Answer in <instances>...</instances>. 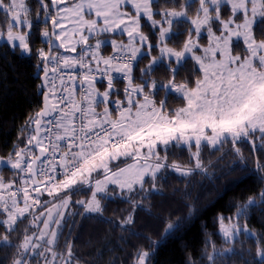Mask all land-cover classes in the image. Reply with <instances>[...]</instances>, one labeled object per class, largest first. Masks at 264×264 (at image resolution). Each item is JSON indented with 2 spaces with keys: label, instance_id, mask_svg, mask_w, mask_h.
<instances>
[{
  "label": "snow or ice",
  "instance_id": "1",
  "mask_svg": "<svg viewBox=\"0 0 264 264\" xmlns=\"http://www.w3.org/2000/svg\"><path fill=\"white\" fill-rule=\"evenodd\" d=\"M192 10L194 15H189ZM32 12L27 0H0V41L13 55L36 58L35 67L43 72L38 92L47 89L42 92L43 107L21 126L18 139L24 146L14 144L7 158H0V165L12 170L14 177L5 181L0 175L4 264L8 260L10 264H81L70 239L63 249L59 246L65 229L70 238L76 227L74 217L81 215L69 211L73 193L90 191L87 201L75 204L83 207L84 214L101 216L102 201L126 199L133 209L118 226L130 231L134 213L151 214L145 202L165 194L169 170L186 179L214 176L215 165L203 159L205 149L219 152L230 144L242 170L251 171L264 183V161L256 156L264 153V39L256 38L257 32L264 34V0H164L163 4L161 0H36L34 20ZM142 20L149 34L142 30ZM202 32L206 46L200 43ZM108 33L126 35L127 42L97 38ZM37 34L47 51L35 47ZM181 35L185 37L179 42L182 46L170 47ZM90 38L95 44L89 43ZM241 39L246 46L243 56L234 54V42ZM106 44L111 45L112 54L102 56L100 49ZM189 59L195 62L192 71L177 83ZM145 60L148 63L141 67ZM77 67L79 73L64 71ZM161 68L168 74L166 83L153 78ZM197 70L202 76L189 87V77ZM137 71L139 76L134 74ZM97 74L106 80L103 92L96 87ZM57 79L62 88L59 95ZM121 81H126V106L119 99L117 84ZM161 92L164 97L157 103L154 97ZM169 92L182 98L185 106L169 113ZM101 103L103 112L98 113L96 106ZM109 103L119 113L116 119ZM244 144L250 146L249 157L238 146ZM184 150L194 162L191 166L169 163L170 155ZM121 157L132 163L116 165L113 170L111 162ZM250 159L255 164L251 169ZM45 192L52 199L42 200ZM187 207L188 215L168 221L158 240L146 237L148 248L136 247L131 264H152V254L161 241L174 237L195 215V205ZM254 211L264 215V190L236 205L233 216L217 217L218 234L229 246L217 248L209 239L202 259L208 264H237V260L239 264H264V237L249 231L247 224ZM21 224H25L23 229ZM241 236L256 241L254 259H245L244 249L235 248L242 243ZM188 264L198 262L189 258Z\"/></svg>",
  "mask_w": 264,
  "mask_h": 264
},
{
  "label": "trees",
  "instance_id": "2",
  "mask_svg": "<svg viewBox=\"0 0 264 264\" xmlns=\"http://www.w3.org/2000/svg\"><path fill=\"white\" fill-rule=\"evenodd\" d=\"M27 2L33 8L32 18L34 20L36 0H27ZM161 3L163 4L164 0H161ZM227 14L228 10L225 9V15ZM189 15H194V10L190 11ZM142 25H144L142 30L145 34H149L150 28L144 20H142ZM42 27L43 25H41V30ZM184 38L183 35L179 36L178 42L170 43L169 46L179 49L182 46L179 42ZM256 38L264 39V35L257 32ZM35 47H43L47 51V45L41 43L38 34L35 39ZM101 50L107 54L111 50V46L104 45ZM234 52L244 55L245 49L240 41L234 42ZM152 54L157 55L158 53ZM36 63L37 60L34 56L27 58L21 57L19 54L13 55L5 42H0V155L3 157H7L8 153L13 150L14 144L24 146L18 139L21 126L24 125L29 115L41 109L43 89L38 92L41 82L36 76ZM147 63L148 60H145L140 66L144 67ZM194 63L190 59L187 61L185 68L176 78L177 83L184 81L185 76L192 71ZM134 74L139 76L138 71ZM197 76H201L198 70L195 75L189 77V87L194 86ZM153 78L166 83L168 74L161 68L154 73ZM136 83H139V80H136ZM124 85V81L117 84L120 89L119 99L124 97L122 91ZM163 96L164 93L161 92L154 99L158 100ZM113 98L116 99V97L110 99ZM184 103L182 98H177L175 93L169 92L167 96L169 113ZM238 146L242 148L245 157L250 156L249 145ZM222 153L223 159L218 160ZM202 156L205 163L211 160L215 165L212 169L215 173L214 176L206 178L195 175L186 179L169 170L164 186L165 194L154 196L150 201L145 202L150 204L151 214L140 210L134 213V224L130 226V231H123L118 226V221L133 209V205L126 199L117 197L102 201L104 211L101 216L100 214H84L83 207L75 204V197L78 194H82V200H85L89 197L90 191L73 193L69 211L78 212L81 215L74 217L76 227L70 238L67 235L68 230L65 229L64 236L59 241L60 249H63L65 241L70 239L74 245L73 251L76 258L81 261V264H109L112 259L116 260V264H131L130 258L136 247L148 248L150 240L146 237H150L152 241L158 240L166 223L187 216V205L194 204L197 211L193 218L187 221L175 233L174 237L166 242L161 241L152 254V264H188L189 258L197 261L198 264H208L206 258L202 259L206 241L209 239L214 241L217 248L229 246L224 244L222 237L218 234L217 217L220 215L233 216L236 205L246 203L249 197H258L259 192L264 190V183L259 182L251 171L242 170L230 144H226L219 152H210L205 149ZM256 156L264 161V153L258 152ZM169 160L188 166L194 163L190 161L186 150L170 155ZM248 165L249 169L254 168V159H250ZM0 175H3L5 180L14 178L12 170L5 166L0 168ZM107 221H111V223ZM241 223L243 224L244 221L242 220ZM25 224H21L20 228L23 229ZM247 224L249 231L254 232L257 237H264V215L259 211L253 212L251 218L247 220ZM121 237L124 239L121 240ZM240 241L242 243H236L235 248L244 249L245 259H254L257 248L256 241L245 239L244 236L240 237ZM211 250V247H207L208 252ZM248 250H251V256L248 255ZM5 260V251L0 250V264H4ZM7 264H10V260L7 261ZM237 264H239L238 260Z\"/></svg>",
  "mask_w": 264,
  "mask_h": 264
},
{
  "label": "rangeland",
  "instance_id": "3",
  "mask_svg": "<svg viewBox=\"0 0 264 264\" xmlns=\"http://www.w3.org/2000/svg\"><path fill=\"white\" fill-rule=\"evenodd\" d=\"M71 2H73V0H70V3ZM126 8H128L129 10H130V6L129 5H126L125 6ZM177 10H179V9H177ZM228 15V14H227ZM227 15H225V18H227ZM93 18H94V14H93ZM157 19H159V18H157ZM70 27V26H69ZM264 35V34H263ZM97 38H99V39H105V38H108V39H111V38H116L118 41L119 40H123L124 42H127V37H126V35L125 36H122V37H116V35L115 34H113V33H108V34H102L100 37H97ZM259 40V39H258ZM241 43H242V46H243V49H245V47L246 46H244L243 45V42H242V39L241 40H239ZM0 42H4V41H0ZM89 43L90 44H95V39H93V38H90V40H89ZM200 43L202 44V45H207V37H206V34L205 33H203L202 32V35H201V39H200ZM107 45V44H106ZM102 46H104V45H102ZM109 46H111L110 44H109ZM102 48V47H101ZM101 50V49H100ZM64 51V50H63ZM65 54H71V53H65ZM197 54L198 55H200V54H202V52H197ZM234 54H236V52H234ZM240 55H241V53H239ZM245 54V53H244ZM241 56H243V55H241ZM220 57H219V54H217V59H219ZM198 67V66H197ZM123 100V99H122ZM124 104L126 105V101H124ZM183 106H185V104H183V105H181V106H178V108L179 107H183ZM177 109V108H176ZM141 151H146V149H141ZM0 158H4V159H6L7 157H3V156H1L0 155ZM123 159V157H121V158H119L118 160H116V161H112L111 162V167H113V170H115V167L116 166H113L114 164L116 165V163L118 162V161H120V160H122ZM125 159V158H124ZM128 162H126V163H124L123 165H118L119 167H125L126 166V164H129V163H132V160L131 159H126ZM172 161H170L169 160V163H171ZM182 165V164H181ZM2 167V165H0V168ZM177 174H179V173H177ZM97 178H103L102 176H99V177H97ZM110 188H112V187H115V186H112V185H110L109 186ZM87 189H85V190H83V191H86ZM42 191H43V188H42ZM82 191V192H83ZM79 193V192H78ZM61 195H63V193H61ZM90 196H91V193L89 194V197L87 198V199H85V201H87L89 198H90ZM41 199L42 200H50V199H52V197H49L48 195H47V193L45 192L44 193V195L41 197ZM83 199V196H82V194H78V196H76L75 197V201H77V200H82ZM71 200H72V197H71ZM218 231H219V226H218Z\"/></svg>",
  "mask_w": 264,
  "mask_h": 264
},
{
  "label": "crops",
  "instance_id": "4",
  "mask_svg": "<svg viewBox=\"0 0 264 264\" xmlns=\"http://www.w3.org/2000/svg\"><path fill=\"white\" fill-rule=\"evenodd\" d=\"M100 54L102 55V56H105L106 54H103V52L100 50ZM201 76H202V73H201ZM125 84H126V82H125ZM96 87L99 89V91H101V92H103L104 91V89L99 85V84H97L96 85ZM123 87L124 86H122V91H123ZM122 94V93H121ZM97 99H100V97H97ZM114 99V98H113ZM137 99H142V97H140V96H138L137 97ZM122 100V99H121ZM122 101H124V97H123V100ZM185 104V103H184ZM124 106H126L125 104H124ZM103 108H104V104L103 103H101V104H99V105H97L96 106V111L98 112V113H102L103 112ZM108 108H109V111L112 113V118L113 119H116L117 117H118V115H119V113L115 110V106L113 105V104H111L110 103V106H108ZM126 162H128L126 159H122V160H120V161H118L117 163H116V165H123L124 163H126ZM115 164L113 165V166H116ZM5 181H7V180H5Z\"/></svg>",
  "mask_w": 264,
  "mask_h": 264
},
{
  "label": "built area",
  "instance_id": "5",
  "mask_svg": "<svg viewBox=\"0 0 264 264\" xmlns=\"http://www.w3.org/2000/svg\"><path fill=\"white\" fill-rule=\"evenodd\" d=\"M75 55H77V54H75ZM74 55V56H75ZM65 72H71V71H75L76 73H79V68L77 67L75 70H71V69H67V70H64ZM113 75L115 76V75H117V74H115V73H113ZM97 81H100V82H104V83H106V80H104L102 77H100L99 76V74H97ZM56 84H57V88H58V91H57V95H59L60 94V92L62 91V88H60V85H59V80L57 79V81H56ZM76 98H77V100H79L80 99V87H79V84L77 83V89H76ZM57 178H59V176L57 177Z\"/></svg>",
  "mask_w": 264,
  "mask_h": 264
},
{
  "label": "water",
  "instance_id": "6",
  "mask_svg": "<svg viewBox=\"0 0 264 264\" xmlns=\"http://www.w3.org/2000/svg\"><path fill=\"white\" fill-rule=\"evenodd\" d=\"M58 43V42H57ZM47 49V48H46ZM63 49H60L59 51H62ZM36 76L40 79V82L42 83V77H43V72L40 70H36ZM47 89H43V91H46ZM43 107V96H42V103H41V108Z\"/></svg>",
  "mask_w": 264,
  "mask_h": 264
}]
</instances>
